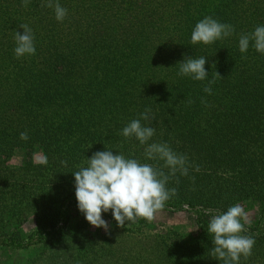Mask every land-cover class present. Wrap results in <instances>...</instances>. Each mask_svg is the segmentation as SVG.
<instances>
[{"label": "trees", "instance_id": "1", "mask_svg": "<svg viewBox=\"0 0 264 264\" xmlns=\"http://www.w3.org/2000/svg\"><path fill=\"white\" fill-rule=\"evenodd\" d=\"M45 2L0 0V244L38 252L27 264H223L211 256V217L249 200L264 206V54L251 42L239 51L240 36L264 26V0H59L63 22ZM208 16L234 34L193 45L195 25ZM22 23L36 52L17 59ZM185 56L207 58L206 80L177 75ZM213 79L209 95L203 89ZM146 109L141 124L155 129L148 143L187 157L188 175L169 180L177 195L165 208L197 209V234L191 243L174 232L156 248H122L121 239L153 223L119 227L109 210L102 215L112 228L96 248L73 173L104 150L162 167L145 158L146 145L121 134ZM18 151L26 157L13 167ZM245 234L255 245L240 264H264V225Z\"/></svg>", "mask_w": 264, "mask_h": 264}, {"label": "clouds", "instance_id": "2", "mask_svg": "<svg viewBox=\"0 0 264 264\" xmlns=\"http://www.w3.org/2000/svg\"><path fill=\"white\" fill-rule=\"evenodd\" d=\"M29 2L30 0H22L25 7ZM41 7L54 9L58 22H63L68 14L59 0H46ZM19 27L24 31L23 34L19 31L15 33L14 54L17 59L25 55H34L36 52L31 28L23 23ZM234 32L235 28L231 24L221 23L208 16L195 25L191 43L209 45L232 36ZM250 42L257 52L264 54V26H257L253 32L242 34L239 38V51L246 53ZM206 60L205 57L185 56L178 62L177 75L190 77L196 81L206 80L209 74L205 69ZM216 76L221 77L218 72ZM214 83L215 79L209 80L203 91L210 95L211 85ZM150 111L146 109L140 114V118L133 119L122 129L121 134L126 139L135 138L141 145H146L145 158L163 161L162 167L141 163L135 158H126L122 153L114 155L111 150H104L95 152L91 158H87L86 167H81L73 173L78 209L86 221L95 228H103L107 232L109 225L102 218V213L109 210L119 227H124L125 222L136 223L141 218L149 223L153 222L166 202L177 195L176 188L167 187L169 180L177 173L188 175L185 155L174 152L166 143H148L155 135V129L142 125L141 120H149ZM20 138L27 140L28 133L21 132ZM38 163L46 165L47 158L41 159ZM163 169H168L167 174ZM195 171H200L199 167H196ZM176 182L179 183V180ZM245 224H250V221L240 204L230 206L226 212L213 215L207 229L213 237L214 247L211 256L223 261V264H240L241 257L244 260L249 259L252 256L255 239L245 234L248 232Z\"/></svg>", "mask_w": 264, "mask_h": 264}, {"label": "rangeland", "instance_id": "3", "mask_svg": "<svg viewBox=\"0 0 264 264\" xmlns=\"http://www.w3.org/2000/svg\"><path fill=\"white\" fill-rule=\"evenodd\" d=\"M25 157L26 153L24 151H18L16 156L12 159L11 165L13 167L21 166ZM37 158H39L38 155ZM241 206L243 207L245 213H247L250 221V224H245V227L248 228L247 233H261L264 225V206L251 200L241 204ZM196 210L197 209H189L188 207H164L152 222L154 226L152 230H145V234L142 236L121 239L123 244L122 248H156L157 242H169L173 237H175L173 234L174 232L178 233L180 238H182L186 243H191L197 234ZM102 218L107 221L109 225L107 232L110 231L113 221L103 215ZM241 222L243 223V220ZM88 227L89 232L93 234V238L97 241L96 248H102L105 238L104 236L107 232L105 229L95 228L89 223ZM24 229L26 235H31L34 231L33 224L28 223ZM256 230L257 232H255ZM119 240L120 239L118 238V241ZM124 243H127V245L124 246ZM152 243L154 245H152ZM162 246L160 248H162ZM35 256H38V252L34 250L17 251L0 244V264H27L29 260Z\"/></svg>", "mask_w": 264, "mask_h": 264}]
</instances>
